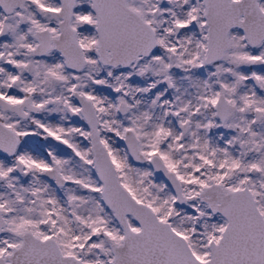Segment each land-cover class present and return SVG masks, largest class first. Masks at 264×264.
<instances>
[{
	"label": "snow or ice",
	"instance_id": "obj_1",
	"mask_svg": "<svg viewBox=\"0 0 264 264\" xmlns=\"http://www.w3.org/2000/svg\"><path fill=\"white\" fill-rule=\"evenodd\" d=\"M0 264H264V0H0Z\"/></svg>",
	"mask_w": 264,
	"mask_h": 264
}]
</instances>
